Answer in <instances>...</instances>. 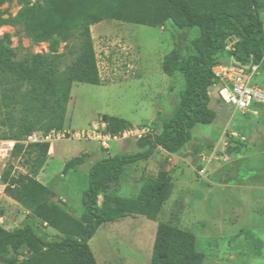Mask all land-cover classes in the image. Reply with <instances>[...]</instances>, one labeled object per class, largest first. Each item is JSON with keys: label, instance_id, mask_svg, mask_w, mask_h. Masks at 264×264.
Returning <instances> with one entry per match:
<instances>
[{"label": "trees", "instance_id": "trees-1", "mask_svg": "<svg viewBox=\"0 0 264 264\" xmlns=\"http://www.w3.org/2000/svg\"><path fill=\"white\" fill-rule=\"evenodd\" d=\"M15 3L20 10L3 18L0 27H21L33 44L46 43V53H29L16 60L8 33L0 36V80L8 87L7 134L15 141L10 160L1 174L6 197L22 206L28 222L12 231L0 225V264H97L88 246L95 232L106 223L141 216L156 221L169 198L172 182L164 166L150 177L134 198H119L115 192L126 168L149 159L159 149L176 154L189 141L196 125H210L215 112L210 108L209 90L218 85L212 69L223 59L246 67L251 54L260 61L264 53V30L258 0H0ZM105 19L126 24L160 28L167 22L179 31L197 29L189 52L178 50L161 63L162 72L180 74L184 88L172 116L161 123L160 132L135 141L133 155L108 156L88 171L81 194L82 215L72 216L54 192L36 176L44 166L48 143H20L34 132L64 129L66 108L73 84L102 85L90 36V26ZM234 42L233 53L225 50ZM61 50V51H60ZM71 60L65 64V59ZM65 64L64 69L62 66ZM17 117H15V115ZM107 129L117 133L131 127L122 119L104 116ZM144 125V124H143ZM80 155L67 161L61 174L76 170L85 161ZM53 230L61 240L52 242L44 231ZM204 255L195 249V236L168 223L157 224L149 264H203Z\"/></svg>", "mask_w": 264, "mask_h": 264}, {"label": "rangeland", "instance_id": "rangeland-1", "mask_svg": "<svg viewBox=\"0 0 264 264\" xmlns=\"http://www.w3.org/2000/svg\"><path fill=\"white\" fill-rule=\"evenodd\" d=\"M20 8L15 3L4 4L0 12L3 18L14 17ZM259 17L264 27V8L259 9ZM20 29L0 27V36L8 33L11 37L16 60L29 53L47 52L46 43L33 44ZM197 35V29L179 31L171 22L151 28L105 19L90 26L102 85H72L65 130L101 125L103 117L109 116L131 126L150 122L153 133H159L161 123L175 112L184 88L182 76H166L161 63L175 50L186 55L189 43ZM233 44L230 41L225 50L229 56ZM259 54V62L251 54L247 65L257 67L254 83L264 91V53L259 50ZM70 60L67 57L65 64ZM227 60L226 64L230 57ZM8 89L0 80V142L7 141L2 138L7 132L1 122L6 104L12 100ZM211 92L217 93L216 88ZM210 108L216 115L213 122L196 125L179 152L168 155L158 150L149 159L126 168L115 192L117 196L136 197L142 183L161 166L171 179V194L156 221L137 216L102 225L88 241L99 263L100 258L110 257L109 264H149L157 224L162 222L195 236V249L204 255L203 264H264V105L256 114L234 112L215 101ZM53 147L54 161L44 164L36 179L50 187L54 198L76 218L83 213L80 199L90 167L108 156L139 151L132 139L112 143L108 151L93 142L57 141ZM84 150L89 151L84 163L63 176L64 164ZM8 162L23 172L9 158L0 162V177ZM3 189L0 179V225L12 231L29 221L28 213L6 197ZM44 233L49 241L61 240L51 229Z\"/></svg>", "mask_w": 264, "mask_h": 264}, {"label": "built area", "instance_id": "built-area-1", "mask_svg": "<svg viewBox=\"0 0 264 264\" xmlns=\"http://www.w3.org/2000/svg\"><path fill=\"white\" fill-rule=\"evenodd\" d=\"M212 72L219 83L221 102L232 108L234 112L256 114L258 109L264 105V91L254 83L257 67L248 65L246 67L235 64L232 59L228 64H218L213 67ZM223 94L226 97L223 98ZM153 134V126L144 124L131 126L117 133L110 132L104 122L101 125L70 131L51 130L47 133L34 132L25 137L20 143L49 145L57 141L93 142L101 149L108 151L110 145L117 141L137 140L141 137ZM15 141L7 140L0 142V162L4 163L11 156ZM203 171L199 172L202 174Z\"/></svg>", "mask_w": 264, "mask_h": 264}, {"label": "crops", "instance_id": "crops-1", "mask_svg": "<svg viewBox=\"0 0 264 264\" xmlns=\"http://www.w3.org/2000/svg\"><path fill=\"white\" fill-rule=\"evenodd\" d=\"M261 2V1H260ZM261 3H264V1L263 2H261ZM263 30H264V27H263ZM223 61H225V59H223ZM228 62V60L227 61H225V64ZM220 85L218 84V85H215V86H213L212 88H216V90H217V93H212L211 91H212V88L209 90V92H208V94H209V97H210V100H211V102L212 101H215L216 103H219V104H223L222 102H221V100H220V87H219ZM215 96V97H214ZM210 102V103H211ZM224 105V104H223ZM153 122V121H152ZM150 123V122H149ZM149 123H143V124H149ZM143 124H141V125H143ZM160 150V149H159ZM162 153H163V151L162 150H160ZM165 153V152H164ZM165 154H167V153H165ZM55 155H56V152H55V149H54V147H53V144H51L50 145V147H49V151H48V155H47V159H46V162H45V165L49 162V161H54V157H55ZM82 155H86L87 157H88V155H89V151H82ZM168 155H170V154H168ZM117 196V195H116ZM117 197H119V196H117ZM119 198H127V197H119ZM134 198V197H133ZM123 219H126V218H123ZM120 220H122V219H120ZM116 221H118V220H116ZM115 222V221H114ZM104 225V224H103ZM101 227V226H100ZM94 259H95V261H96V263L97 264H109V262H111L110 261V257L108 258V257H106V258H104V257H102V258H100L99 260H100V263L96 260V258L94 257Z\"/></svg>", "mask_w": 264, "mask_h": 264}]
</instances>
